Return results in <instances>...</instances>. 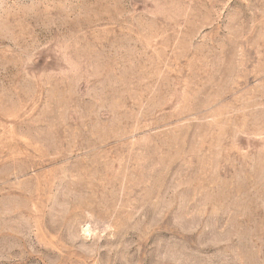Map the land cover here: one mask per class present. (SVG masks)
<instances>
[{"label":"rangeland","instance_id":"1","mask_svg":"<svg viewBox=\"0 0 264 264\" xmlns=\"http://www.w3.org/2000/svg\"><path fill=\"white\" fill-rule=\"evenodd\" d=\"M0 264H264V0H0Z\"/></svg>","mask_w":264,"mask_h":264}]
</instances>
